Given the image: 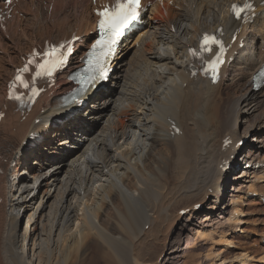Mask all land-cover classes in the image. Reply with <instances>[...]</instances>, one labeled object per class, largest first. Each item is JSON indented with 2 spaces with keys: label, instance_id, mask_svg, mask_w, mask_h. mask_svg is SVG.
<instances>
[{
  "label": "bare ground",
  "instance_id": "6f19581e",
  "mask_svg": "<svg viewBox=\"0 0 264 264\" xmlns=\"http://www.w3.org/2000/svg\"><path fill=\"white\" fill-rule=\"evenodd\" d=\"M244 1L153 6L143 31L125 39L110 82L68 109L58 98L72 88L67 76L95 28L91 0H55L51 10L20 0L0 32V264H264L263 235L254 251L236 246L264 225L262 203L247 202L264 196V88L251 87L263 63L264 15L234 21L230 7ZM219 27L250 44L211 85L190 76L186 52ZM72 33L81 40L56 89L19 115L5 102L19 55Z\"/></svg>",
  "mask_w": 264,
  "mask_h": 264
},
{
  "label": "snow or ice",
  "instance_id": "6c2138e0",
  "mask_svg": "<svg viewBox=\"0 0 264 264\" xmlns=\"http://www.w3.org/2000/svg\"><path fill=\"white\" fill-rule=\"evenodd\" d=\"M140 6V0H124V2H117V4L112 8H105L102 11H98L97 15L101 17L99 21V27L104 30L107 34L105 40L98 41V45H103L108 47L111 50V45L116 43L117 38L122 35L123 31L135 20L138 18V9ZM251 8V5L246 3L242 8L238 5H233L232 11L234 15L239 18L244 9ZM215 46L219 49L220 53L224 50V45L221 40H219L216 36L204 34L201 40V48L204 51L211 52L212 47ZM56 48L51 49V53H56ZM44 55H49V53H45ZM221 56L216 55L213 60L209 61V67L213 73V79L217 78L218 73V65L221 63ZM50 63V62H46ZM45 64H37L38 69H44ZM97 70L99 72V76L101 79L106 78V72L104 68L97 61ZM20 71H27V67ZM48 74L51 75V71H48ZM41 73L38 71L36 76H40ZM16 81H20L22 86L27 88L29 87L28 83L22 80L21 75L17 74ZM35 94V91H34ZM9 98L10 99H19V96L12 95V85L9 86Z\"/></svg>",
  "mask_w": 264,
  "mask_h": 264
},
{
  "label": "rangeland",
  "instance_id": "374dc122",
  "mask_svg": "<svg viewBox=\"0 0 264 264\" xmlns=\"http://www.w3.org/2000/svg\"><path fill=\"white\" fill-rule=\"evenodd\" d=\"M53 32H55V29H53ZM80 54V53H79ZM16 61H13V63H15ZM6 68L7 69H9V67L8 66H6ZM244 128H245V126H244ZM243 128V129H244ZM252 137V136H251ZM251 140V139H250ZM254 143H256V140L254 141ZM227 202H228V200H227ZM247 202H249L250 204H255L256 203V201H255V199H252V200H249V201H247ZM208 203V202H207ZM208 205L210 206L211 204H209L208 203ZM208 205H206V207L205 208H207V206ZM208 206V207H209ZM257 207H258V205H257ZM260 207V206H259ZM258 207V208H259ZM252 208V207H251ZM262 208H264V206H262V207H260V209H262ZM208 209V208H207ZM207 209H205V210H207ZM255 218H257L255 215H252L251 216V219H255ZM24 226V225H23ZM147 228V227H146ZM253 228V227H252ZM257 228H258V234L259 235H262L263 234V231H264V225H257ZM261 239V237L260 236H257V237H252V242H251V240L249 241H246L245 242V245H243V243L242 242H244V239H243V241L241 240V239H239V242H237V245L236 246H238V247H240V248H242V249H244V248H246V249H248V250H251V251H254V250H252V248H257V247H255V245L259 242V240ZM258 240V241H257ZM193 241H190V243H192ZM256 243V244H255ZM254 244V245H253ZM167 246V245H166ZM243 246H244V248H243ZM167 248H169L166 252H164L163 253V255H162V257L164 256V255H166L167 253H169L170 252V250H171V248L170 247H168L167 246ZM258 249V248H257ZM169 251V252H168ZM161 257V258H162Z\"/></svg>",
  "mask_w": 264,
  "mask_h": 264
}]
</instances>
